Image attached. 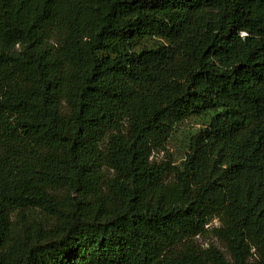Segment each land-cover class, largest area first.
I'll return each mask as SVG.
<instances>
[{"label": "trees", "instance_id": "16d2710c", "mask_svg": "<svg viewBox=\"0 0 264 264\" xmlns=\"http://www.w3.org/2000/svg\"><path fill=\"white\" fill-rule=\"evenodd\" d=\"M0 264H264V0H0Z\"/></svg>", "mask_w": 264, "mask_h": 264}, {"label": "rangeland", "instance_id": "374dc122", "mask_svg": "<svg viewBox=\"0 0 264 264\" xmlns=\"http://www.w3.org/2000/svg\"><path fill=\"white\" fill-rule=\"evenodd\" d=\"M166 149L169 152V154L172 156L173 159L178 160V158L180 156V142L177 139L169 142ZM161 156H162V154H160L159 157H157V158H160ZM212 225L217 226L218 223L216 221H213ZM199 243H202L204 247L207 245H210V244L214 245L222 253L226 254V249L223 247V245L220 242H218L215 238H213L212 235H206V236L200 238Z\"/></svg>", "mask_w": 264, "mask_h": 264}]
</instances>
